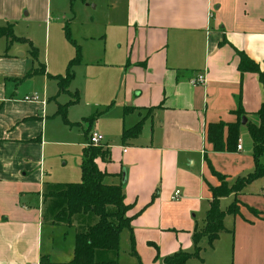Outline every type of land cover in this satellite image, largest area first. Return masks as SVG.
Returning a JSON list of instances; mask_svg holds the SVG:
<instances>
[{"label": "crops", "instance_id": "0c3cea01", "mask_svg": "<svg viewBox=\"0 0 264 264\" xmlns=\"http://www.w3.org/2000/svg\"><path fill=\"white\" fill-rule=\"evenodd\" d=\"M105 1L109 29L74 38L58 0H0V26L12 24L18 37L29 36L38 49L35 56L28 43L9 44L0 37V264H71L75 243L62 246L57 230L65 225L78 232L97 221L82 215L69 225L55 219L57 211L48 217L43 209L55 199L51 192L59 181L54 174L65 150L82 147V164L89 135L96 131L86 120L93 116L72 117L82 101L95 100L99 108L118 104L123 111L122 154L114 153L105 134L102 145L110 149V160L96 163L107 184L122 185L131 205L132 230H126L131 247L133 237L135 246H156L162 257L194 252V232L205 228L211 188L222 184L213 170L229 187L255 170L248 125L260 124L264 85L257 73L238 66L244 52L264 72V0ZM64 21L82 60L68 90L61 91L56 76H65L77 54L66 34L61 36ZM37 28L47 44L44 59ZM109 37L117 39V48L109 45ZM199 74L206 84L193 85ZM33 94L40 99L25 100ZM77 95L64 119L60 106ZM240 108L247 118L246 124L241 119L242 148L217 151L208 140V126L240 121ZM140 121V135L124 143L123 131ZM76 129L85 134L82 143L72 139ZM227 134L225 127V140ZM176 190L179 199L172 198ZM236 200L239 212L225 216L224 230L212 245L202 237L199 257L186 264L203 262L204 256L206 264H264V177L220 197L221 210ZM156 250L149 256H158Z\"/></svg>", "mask_w": 264, "mask_h": 264}, {"label": "trees", "instance_id": "16d2710c", "mask_svg": "<svg viewBox=\"0 0 264 264\" xmlns=\"http://www.w3.org/2000/svg\"><path fill=\"white\" fill-rule=\"evenodd\" d=\"M74 0H72L73 3ZM85 1V0H84ZM66 38L77 47V54L67 67L65 76H56L61 91L68 90L69 84L74 79V67L82 60L81 47L72 38L69 26L65 27ZM0 37H6L10 43H28L34 55L37 56L38 49L32 41L25 37H18L14 33L12 24L0 26ZM241 60L239 70L241 72H252L259 75V79L264 85V72L259 65L249 58L244 52H239ZM78 96L65 105H61L59 113L67 119L68 106L76 103ZM240 118L238 122L212 123L208 126V140L214 144L217 151H236L240 138L241 119L246 116L244 111L238 109ZM260 124H249L248 129L254 141L253 158L255 170L253 173L238 178L235 185L229 187L225 176L215 172L221 179V185L212 187L213 200L207 212L205 228L194 232V252L180 251L165 257L164 264H186L194 257H199L201 251L200 241L204 236H208L209 244L218 238L224 230V218L227 214H237L239 212L238 200H236L227 211H223L219 205L220 197L237 192L257 178L264 177V164L261 159L264 154V103L257 112ZM97 116L87 118L93 122ZM143 127V121L138 122L134 127L123 131V142L137 138ZM227 127L228 134L225 140L224 129ZM110 160V149L104 145H89L84 151V158L81 164L82 180L79 182L63 184L61 188L52 191L50 194L60 202V209L57 211L55 219L72 225L77 216L90 215L97 218L94 224L81 227L76 234L74 258L71 264H119L116 260H97L98 252H120L121 234L125 229L132 230V217L128 215L131 205L125 202V193L122 185H111L105 182L106 173L97 166L96 160ZM135 242L132 237V252H135ZM142 264V263H139Z\"/></svg>", "mask_w": 264, "mask_h": 264}, {"label": "rangeland", "instance_id": "374dc122", "mask_svg": "<svg viewBox=\"0 0 264 264\" xmlns=\"http://www.w3.org/2000/svg\"><path fill=\"white\" fill-rule=\"evenodd\" d=\"M59 2V8H62L65 12V14H68L69 18L66 20L67 23L70 24V28L72 31V35L74 38L80 37L84 34H98V33H104V31H107L109 27L106 26L107 24V17L109 13V5L105 0H74L73 6L71 7V0H58ZM69 12V13H68ZM73 16L76 17L75 20H73ZM70 20V22H69ZM66 21L63 23V27L61 29V36L65 37V31L64 26L66 24ZM35 36L38 39L37 41L41 44L42 49V55L43 59L46 58L47 54V44L45 41H43L44 34L41 29L37 28L35 32ZM27 38H30L29 36H26ZM31 39V38H30ZM32 40V39H31ZM65 40V39H64ZM65 42V41H64ZM103 44V43H102ZM39 50L40 47L35 44ZM68 48H73L69 43H66ZM109 45L113 48H117V39H113L109 37ZM51 54H49V59H51ZM46 60H43L45 63ZM72 88H74V85H71ZM63 100L65 98H68V96L62 95ZM69 99V98H68ZM87 103H91L89 106ZM96 108H99L98 106H95V100H85L82 101L79 107H75V112L73 113L72 117H76V119L82 120L84 117H90V116H97L96 119L92 122L94 125V130L98 131L102 135L105 136V134H109L110 136V146L111 149L114 151L115 154H122V145L121 142L119 143V128L123 125V111L121 110L120 106L118 104H112L107 105L104 108H99L97 110ZM70 117V116H69ZM83 125H88V122H83ZM83 125H77L82 129ZM117 125V129L115 130ZM80 129H76L73 132H75V135H72V139L74 141L83 142L85 140V134L83 131H78ZM121 137V136H120ZM89 143V142H88ZM66 157L62 158L60 161L57 162V167L59 171L55 172L54 178L55 181H59L58 183H54V187L57 189L61 188L63 184L69 183V182H76L81 180V160L83 156V148L78 147H71L67 148L66 150ZM61 181V184H60ZM60 202L59 200L55 199H48L46 203L44 204V212L46 215L54 216L56 211L60 209ZM58 206V207H57ZM58 208V210H57ZM47 228V226H46ZM58 228V227H57ZM125 229L123 232H125L126 235H124V240L121 245V249L119 254L115 252H98L96 255L97 260H116L119 264H139V260L142 264L152 263L155 261V263L164 264L165 257L159 256V252L156 250V246L146 245V249H143L142 246L138 248V246H135V254L132 252V247L128 238V233ZM77 233V228L74 227H68L63 225V227H60V229L57 230L56 234L57 237L59 236L63 238V244L64 247H73L75 243V237ZM48 234V233H46ZM56 234L54 236L56 237ZM47 238V236L45 235ZM58 238V240H59ZM156 250V253L158 256H149L150 252H153ZM154 260V261H153ZM207 258L206 256L203 257V262L193 260L189 264H206Z\"/></svg>", "mask_w": 264, "mask_h": 264}, {"label": "built area", "instance_id": "2783aa9c", "mask_svg": "<svg viewBox=\"0 0 264 264\" xmlns=\"http://www.w3.org/2000/svg\"><path fill=\"white\" fill-rule=\"evenodd\" d=\"M192 84L193 85H204L206 84V77L204 74H199L195 79H192ZM40 97L38 94H33L30 96H25L26 101H38ZM104 142V136L99 133L98 131H93L89 135V145H94V146H100ZM238 149L242 148V145L239 143L237 146ZM181 196V191L176 190L174 195L172 196L173 199H179Z\"/></svg>", "mask_w": 264, "mask_h": 264}, {"label": "water", "instance_id": "95a60500", "mask_svg": "<svg viewBox=\"0 0 264 264\" xmlns=\"http://www.w3.org/2000/svg\"><path fill=\"white\" fill-rule=\"evenodd\" d=\"M242 123L243 124H246L247 123V118L246 117H243Z\"/></svg>", "mask_w": 264, "mask_h": 264}]
</instances>
